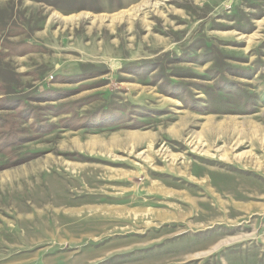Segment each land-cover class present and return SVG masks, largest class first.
Segmentation results:
<instances>
[{"label": "rangeland", "instance_id": "1", "mask_svg": "<svg viewBox=\"0 0 264 264\" xmlns=\"http://www.w3.org/2000/svg\"><path fill=\"white\" fill-rule=\"evenodd\" d=\"M145 1L0 0V264H264V0Z\"/></svg>", "mask_w": 264, "mask_h": 264}, {"label": "bare ground", "instance_id": "2", "mask_svg": "<svg viewBox=\"0 0 264 264\" xmlns=\"http://www.w3.org/2000/svg\"><path fill=\"white\" fill-rule=\"evenodd\" d=\"M160 1L163 0H155V1H151V0H147L145 2H143L141 5H138L130 10H126L124 12H120L117 15H115L114 17H112L110 20L111 22H115V21H120L123 19H132L133 17H137L141 12H143L146 8H153L156 9L159 5H160Z\"/></svg>", "mask_w": 264, "mask_h": 264}, {"label": "trees", "instance_id": "3", "mask_svg": "<svg viewBox=\"0 0 264 264\" xmlns=\"http://www.w3.org/2000/svg\"><path fill=\"white\" fill-rule=\"evenodd\" d=\"M215 113H218V112H215ZM29 157H31V156H29Z\"/></svg>", "mask_w": 264, "mask_h": 264}]
</instances>
